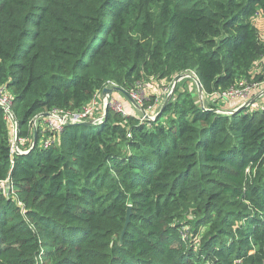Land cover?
<instances>
[{"label": "trees", "instance_id": "obj_1", "mask_svg": "<svg viewBox=\"0 0 264 264\" xmlns=\"http://www.w3.org/2000/svg\"><path fill=\"white\" fill-rule=\"evenodd\" d=\"M258 15L264 0H0V86L22 146L11 153L0 107V264H264V107L226 115L208 99L264 53ZM188 72L209 106L183 79L153 119L108 107L19 141L109 81Z\"/></svg>", "mask_w": 264, "mask_h": 264}, {"label": "built area", "instance_id": "obj_2", "mask_svg": "<svg viewBox=\"0 0 264 264\" xmlns=\"http://www.w3.org/2000/svg\"><path fill=\"white\" fill-rule=\"evenodd\" d=\"M261 24L260 30L258 31V39L264 44V17L258 15L255 18ZM264 53L256 57L248 70L247 77L241 76L237 78L233 85L225 90L215 91L209 94L208 99L214 103H224V110L226 113H230L242 105L251 108H261L264 107V101H258L257 98L254 101H250L254 95L260 93L262 98H264ZM196 77V76H195ZM139 84L136 88L128 90L129 96L133 99L138 108L144 102L145 96L143 93L137 91ZM117 84L113 82H107L104 87H116ZM102 88V89H103ZM102 89L94 93L93 97L84 104L80 109L69 111L60 108L53 107L47 112L40 113L33 117L29 121V127L31 130V136L29 138H20L19 141L23 144L31 142L34 137V132L37 128L48 130L51 132H59L63 129L66 124H78L86 121L100 122L105 117L106 108H113L116 112L124 114L121 104L113 98L112 93L109 96H104L102 94ZM157 104V103H156ZM155 103L148 105L144 109V114L140 115L141 120L145 118L153 119L156 116V112L152 116L149 114L153 111L156 106ZM255 105V106H254ZM0 107L4 112V119L12 123L14 130L13 136L14 140L11 144V153L21 152L20 144L17 143V126L15 123V118L12 113V97L5 87L0 86ZM146 108L148 113L146 112ZM231 109V110H230ZM47 114V115H44ZM50 142V137L41 138V144L43 146Z\"/></svg>", "mask_w": 264, "mask_h": 264}, {"label": "rangeland", "instance_id": "obj_3", "mask_svg": "<svg viewBox=\"0 0 264 264\" xmlns=\"http://www.w3.org/2000/svg\"><path fill=\"white\" fill-rule=\"evenodd\" d=\"M264 73V72H262ZM188 76L182 78L181 80L177 81L174 85V80L171 82H161V80L153 77V78H148L146 81H143L142 85L139 86V88L137 89V91L141 92L144 94L146 101H150V99H152L151 97H153L154 103L156 104V106L154 107L153 111L149 114L150 116L153 115L154 112H156L161 106L162 104L165 102L166 98L170 95L171 97L174 96V94L178 93L177 91V85L183 80V79H189L190 81L187 82V87H191V89H193V93L196 94L195 98L196 100H203L204 102V106H209L210 105V101L208 99H206V97H204L203 92H199L198 87L195 85V82L192 80L195 77V74L193 72H188L186 73ZM188 77V78H187ZM196 87V88H195ZM177 91V92H176ZM112 96L113 98L116 99V101H118L124 112L126 113H130V114H134V115H143L144 114V110H142L141 108L139 110H137L138 112H135V110L133 112H129V106L131 104L130 100L126 97V95L120 91L114 90L112 92ZM148 101V102H149ZM212 103V101H211ZM149 104V103H148ZM224 103H218V106H216L215 108V112L217 113H222V114H226L229 115L230 113H226L223 112L221 110H224ZM223 106V108H222ZM255 106V105H254ZM111 110H114L113 108H110ZM231 110V109H230ZM115 111V110H114ZM146 112L148 113V110L146 108ZM156 114V113H155ZM8 126L13 134V130L14 127L12 125V123H10V121H7ZM21 149L22 146L20 145ZM187 230V228L185 229ZM187 235V234H186ZM184 237L185 234L183 235Z\"/></svg>", "mask_w": 264, "mask_h": 264}, {"label": "water", "instance_id": "obj_4", "mask_svg": "<svg viewBox=\"0 0 264 264\" xmlns=\"http://www.w3.org/2000/svg\"><path fill=\"white\" fill-rule=\"evenodd\" d=\"M186 76H188V75H187V74H179V75H177V76L175 77V79H174V85H175V83H176L177 81L181 80L182 78H184V77H186ZM194 80H195V82H196V85H197V87H198L199 92L201 93V92H202V88H201L200 81L198 80L197 77H194ZM114 90H117V91H120V92L124 93V94L126 95V97L130 100V102H131L132 104L137 105L136 102H135L133 99H131V97L129 96V93H128L127 91H125L122 87H119V86H116V87H113V88H112V87H104V88L102 89V94H103L104 96H109ZM170 98H171L170 95L166 98L165 102L162 104V108H161V110H162L163 107L167 104V102L170 100ZM241 107H243V105H242ZM241 107L238 108V109H235V111L240 110ZM106 111H107V108H106L105 112H106ZM44 115H47V114H44ZM157 115H158V114H157ZM89 124H91V121H86V122L79 123V125H89ZM35 134H36V132H34L33 141H34V139H35ZM6 190L8 191L9 188L7 187ZM129 219H130V207H128V209H127V214H126V218H125V224H124L123 230L121 231L120 240H121L122 237H123V234H124V231H125V228H126L128 222H129Z\"/></svg>", "mask_w": 264, "mask_h": 264}, {"label": "crops", "instance_id": "obj_5", "mask_svg": "<svg viewBox=\"0 0 264 264\" xmlns=\"http://www.w3.org/2000/svg\"><path fill=\"white\" fill-rule=\"evenodd\" d=\"M256 98L258 99L257 102L258 101H264V98H262L260 93H257L256 95H254V97L250 101H254ZM217 105H218V103H217ZM129 110H130L129 112H133L134 110H135V112H138L137 111L138 108H136V106L132 103L129 106Z\"/></svg>", "mask_w": 264, "mask_h": 264}, {"label": "clouds", "instance_id": "obj_6", "mask_svg": "<svg viewBox=\"0 0 264 264\" xmlns=\"http://www.w3.org/2000/svg\"><path fill=\"white\" fill-rule=\"evenodd\" d=\"M126 91V90H125ZM216 104H217V102H216ZM136 106V108H138V106L137 105H135ZM218 106V105H217ZM245 107V105H243V107H241V109L242 108H244ZM240 108V107H239ZM238 109V108H237ZM233 111H235V110H233Z\"/></svg>", "mask_w": 264, "mask_h": 264}]
</instances>
